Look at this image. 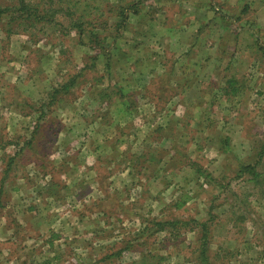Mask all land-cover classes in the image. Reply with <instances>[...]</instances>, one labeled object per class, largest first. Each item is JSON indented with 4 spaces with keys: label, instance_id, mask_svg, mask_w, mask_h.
I'll list each match as a JSON object with an SVG mask.
<instances>
[{
    "label": "rangeland",
    "instance_id": "374dc122",
    "mask_svg": "<svg viewBox=\"0 0 264 264\" xmlns=\"http://www.w3.org/2000/svg\"><path fill=\"white\" fill-rule=\"evenodd\" d=\"M13 4L44 8L48 17L27 20ZM0 10V224L19 225L26 212L15 218L16 206L53 207L47 180L69 143L55 134L56 101L78 97L71 89L83 83L84 96L98 103L86 111L100 125L102 166L129 174H103L101 197L91 189L84 199L94 206L72 205L87 212L84 232L70 231L69 245L48 249L56 260L39 261L264 264V4L0 0ZM134 67L152 73L151 82L141 87ZM86 142L92 167L95 143ZM18 185L20 199L12 195ZM93 207L101 212L95 222Z\"/></svg>",
    "mask_w": 264,
    "mask_h": 264
},
{
    "label": "crops",
    "instance_id": "0c3cea01",
    "mask_svg": "<svg viewBox=\"0 0 264 264\" xmlns=\"http://www.w3.org/2000/svg\"><path fill=\"white\" fill-rule=\"evenodd\" d=\"M259 1L260 3L264 4V1ZM170 71L172 73L173 69L171 68ZM209 71H211V68H209ZM157 72L159 74L160 71ZM161 72L167 73V71L164 70ZM131 73L134 75L141 74L143 76L139 80L141 87L146 83L151 82V78L153 77L151 76L152 73H149L150 76L146 77V70H139L135 67L131 70ZM63 86L64 85L61 86V89H63ZM174 86L178 87L175 84ZM89 87L90 86H88V88ZM85 88L86 85L81 83L77 88L71 89V92H75V94L78 90V97L74 99H67L63 97L64 99L59 98L58 101H56L59 103L58 107L55 108L56 112L53 115L58 117L55 121L57 123L59 122L60 127L55 129V134L57 137L64 139L63 142L69 141V143L63 146L66 148L64 152L67 154V156L74 148H78L76 155L71 154L73 156L72 158H68L66 156L63 162H54L56 164L52 165L51 167V176H49L47 181H50V185L53 186L54 189L53 195H57V197L49 199V201L57 206L54 207L53 205L52 208L47 207L44 209V211L40 209L36 210L32 207H30V209L27 211H21L18 210V206H16L12 209V213L14 214L15 218L23 216L22 212H26V217L19 221V225H8L7 220H5L3 224H0V257L7 256V260L10 264H13V261L11 260H17V264H48V262L39 261V259H42L40 258L41 256H46L43 258L44 261L51 262L53 259L56 260L58 257H56L55 254H53L52 251H49L48 249L51 250L54 248L53 250L59 251V248L65 246V244L69 245L70 242L67 241V235L70 231H77V234H79V230L81 229L82 232H84L85 218L88 217L87 212L85 210H78V208L75 209L72 207V205H81L82 207H86L85 209H90V207L94 206V204L90 202L88 203V201L85 204L84 199L88 195L89 199V197L92 196L90 194L93 192V195H96L97 192V196L101 197L103 192L101 189L103 184L101 177L103 174H105V178L110 179H114L119 176L120 180H123V178L129 174L126 168L119 169L118 166L114 168L102 166L99 156L103 154V149L101 147L103 142L99 137L94 138L96 135H98V127L100 125H96L95 117L89 119L87 116L88 113L86 111L90 105L94 106L98 103L97 99L93 102H89L92 100H88L84 96V94L87 92ZM146 88H149V86H146ZM25 89L27 94L30 95L31 84H27ZM135 100L137 103L138 100L136 98ZM15 114L18 115L19 118L22 116V113L19 112ZM92 115L96 116L99 114L95 111ZM24 116L26 115L22 116L23 120H26L28 117L31 118V115H28L27 117ZM46 117L48 118V116ZM130 118H134V115H130L129 119L126 121L129 122ZM64 125L67 127L66 129L64 128ZM85 133H90L92 138L88 137ZM81 137L83 138V141L81 140ZM68 138L69 140H67ZM87 139L90 142L95 143L93 151H90V158H93V156L95 158V164H92V167H87L86 165ZM115 142L117 143L116 140ZM140 168L142 169V166ZM100 169L104 170L105 173L100 172ZM21 181V178L12 180L13 183L15 182L19 185L21 184ZM19 185L12 188V195L13 197H17V199H20L21 196V187ZM57 185L59 186L58 189L60 192H62L61 194L57 193V190L55 189V186ZM91 189L93 191L92 193ZM65 206L71 209H63ZM5 212L6 211H4V213ZM96 215L100 219L101 212L95 211L93 207V211L89 216L93 217L94 222ZM70 219L75 222L74 226L70 225ZM71 227L73 229H70ZM17 235H24V237L18 238L16 237ZM17 241H19V243ZM12 246L16 249L25 250L22 251L24 254H21L16 258L11 257L7 251ZM37 247L44 251L37 254ZM51 254L52 256L50 257Z\"/></svg>",
    "mask_w": 264,
    "mask_h": 264
},
{
    "label": "trees",
    "instance_id": "16d2710c",
    "mask_svg": "<svg viewBox=\"0 0 264 264\" xmlns=\"http://www.w3.org/2000/svg\"><path fill=\"white\" fill-rule=\"evenodd\" d=\"M10 8H14V10L16 9V11H18L17 9H19V11H21L22 13V15H26V18H27V20H28V18L29 17H33V19H39V20H43V19H46V17H48L47 16V12H46V9H42V8H38V7H36V9H35V7H29V6H21V7H16L15 6V4H13V5H11V6H9ZM26 9H28V10H26ZM1 11H3V10H0V12ZM12 19V18H11ZM31 19V18H30ZM63 89H65V93H67L66 91H67V87L66 86H63ZM262 157H264V143H263V145H262V148H261V151H260V153H259V160L262 158ZM254 167L255 166H246V167H244L243 168V170L244 171H249V174L250 175H253V174H255V172H254ZM242 170V169H241ZM169 224H174V222H168ZM176 223V222H175ZM155 225L156 226H159L160 228H159V231H162V230H164L163 229V223H161V222H156L155 223ZM201 254H203V251H201Z\"/></svg>",
    "mask_w": 264,
    "mask_h": 264
}]
</instances>
